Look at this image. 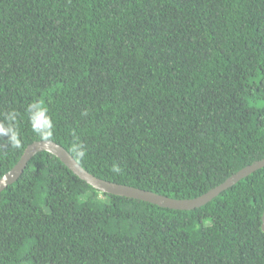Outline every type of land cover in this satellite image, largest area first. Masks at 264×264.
<instances>
[{"label":"trees","instance_id":"obj_1","mask_svg":"<svg viewBox=\"0 0 264 264\" xmlns=\"http://www.w3.org/2000/svg\"><path fill=\"white\" fill-rule=\"evenodd\" d=\"M33 100L95 177L198 197L264 159V0H0V121L14 110L21 135L0 140V178L44 140ZM263 210L264 167L173 210L41 151L0 192V264H264Z\"/></svg>","mask_w":264,"mask_h":264},{"label":"water","instance_id":"obj_2","mask_svg":"<svg viewBox=\"0 0 264 264\" xmlns=\"http://www.w3.org/2000/svg\"><path fill=\"white\" fill-rule=\"evenodd\" d=\"M45 151L56 156L73 174L96 190L126 198L137 199L173 210H192L210 202L222 191L236 184L256 170L264 167V159L257 160L229 176L224 182L192 199H175L153 192L145 191L128 185L117 184L95 177L81 165L60 145L50 140L35 141L23 151L17 163L0 178V192L14 183L23 172L27 162L38 152ZM261 230L264 232V210L261 216Z\"/></svg>","mask_w":264,"mask_h":264},{"label":"clouds","instance_id":"obj_3","mask_svg":"<svg viewBox=\"0 0 264 264\" xmlns=\"http://www.w3.org/2000/svg\"><path fill=\"white\" fill-rule=\"evenodd\" d=\"M27 114V122L31 130L41 136L44 140L52 137L54 131V123L49 115L47 107L40 100H33L25 109ZM18 113L9 111L3 121H0V140L6 141L10 146L19 148L21 146V135L16 121ZM72 151L81 159L86 154L85 146L78 139L73 141ZM114 171H119V166H114Z\"/></svg>","mask_w":264,"mask_h":264},{"label":"rangeland","instance_id":"obj_4","mask_svg":"<svg viewBox=\"0 0 264 264\" xmlns=\"http://www.w3.org/2000/svg\"><path fill=\"white\" fill-rule=\"evenodd\" d=\"M40 217H43V214H39Z\"/></svg>","mask_w":264,"mask_h":264}]
</instances>
